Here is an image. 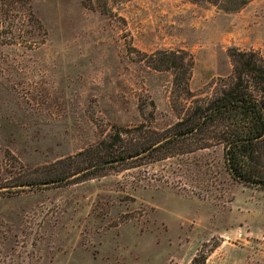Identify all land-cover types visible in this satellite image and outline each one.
<instances>
[{"label":"rangeland","instance_id":"obj_1","mask_svg":"<svg viewBox=\"0 0 264 264\" xmlns=\"http://www.w3.org/2000/svg\"><path fill=\"white\" fill-rule=\"evenodd\" d=\"M231 50L264 60V0H0V264H264V191L221 146L24 183L160 137L232 80Z\"/></svg>","mask_w":264,"mask_h":264},{"label":"trees","instance_id":"obj_2","mask_svg":"<svg viewBox=\"0 0 264 264\" xmlns=\"http://www.w3.org/2000/svg\"><path fill=\"white\" fill-rule=\"evenodd\" d=\"M229 57L232 80L211 96L196 99L186 116L160 137L138 146L124 145L119 137L106 155L76 163L74 159L85 154L81 152L59 160L51 170L24 181L25 186L34 191L64 187L118 172L138 160H164L221 146L230 177L264 191V101L258 98L264 94V60L255 52L233 50ZM183 91L190 94L187 87Z\"/></svg>","mask_w":264,"mask_h":264}]
</instances>
